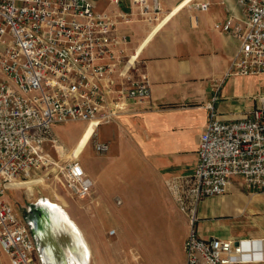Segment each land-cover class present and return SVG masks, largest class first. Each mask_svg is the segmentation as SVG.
<instances>
[{"label":"built area","instance_id":"1","mask_svg":"<svg viewBox=\"0 0 264 264\" xmlns=\"http://www.w3.org/2000/svg\"><path fill=\"white\" fill-rule=\"evenodd\" d=\"M123 0H111L119 4ZM244 16L228 17L214 28L234 35L239 46L226 75L264 74V0H236ZM208 2L194 7L207 10ZM160 11L153 0H132L128 13L97 11L89 0H0V257L10 264H41L31 230L7 198L10 189L53 163L55 178L68 195L92 194V182L79 160L54 162L52 128L63 122L111 123L132 105L150 103V82L129 80V34L119 31L132 16L151 21ZM127 79V81H125ZM207 103L209 117L198 139L191 176L169 178L190 229L184 241L185 264L264 262V240L203 238L196 229V209L206 197L224 194L233 177L250 190L264 191V94L249 116L223 121ZM98 154L107 142L94 140ZM114 229L110 234H114ZM255 252L260 256L255 258Z\"/></svg>","mask_w":264,"mask_h":264},{"label":"crops","instance_id":"2","mask_svg":"<svg viewBox=\"0 0 264 264\" xmlns=\"http://www.w3.org/2000/svg\"><path fill=\"white\" fill-rule=\"evenodd\" d=\"M89 1L97 11L128 13L132 0L119 4ZM182 1L156 0L160 11L154 20L132 16L130 22L118 26L119 31L129 34L128 55L136 56L126 66L128 78L149 79L153 108L132 105L111 123L94 126L78 158L82 165L81 158L89 145L91 154L101 155L93 148L94 140L109 144L108 152L103 154L104 167L100 161L82 166L92 182V194L105 201L106 212L116 213L118 231L124 230L121 224L127 223V212L161 214L158 218L162 229L152 241L154 246L159 245L158 264H185L189 216L181 210L166 180L194 173L199 135L209 117L207 103L216 96L213 106L218 118L236 120L249 116L264 94V74L226 75L239 41L234 35L216 30L214 24L232 17L244 26L236 0H191L160 24ZM200 1L209 3L207 10L194 7ZM71 123L81 124L82 129L76 131L70 143H64L67 150L89 123L68 121L52 128L58 136ZM54 151L59 153L57 147ZM196 216L195 226L203 238L264 240V191L250 190L242 178L233 177L224 194L206 197L198 204Z\"/></svg>","mask_w":264,"mask_h":264},{"label":"rangeland","instance_id":"3","mask_svg":"<svg viewBox=\"0 0 264 264\" xmlns=\"http://www.w3.org/2000/svg\"><path fill=\"white\" fill-rule=\"evenodd\" d=\"M84 128V127H83ZM82 129L81 124H67L63 132L59 133L58 152L49 147L54 162L58 165L71 160L66 155H61V148L68 149L71 138L76 131ZM55 134V133H54ZM57 144V145H58ZM90 145L81 158L82 166L87 163L101 162L105 166L106 159L103 154H91ZM87 159H84L86 158ZM78 160V159H77ZM55 165L51 163L48 168L42 169L31 177H41L42 182L32 185V190L19 185L8 192L7 196L17 207L21 216H24L29 203L35 202L40 197H48L52 201L62 202L66 210L76 220L84 232L90 246L91 258L89 264H158L159 245L154 246L153 239L160 234L162 223L157 212H127L129 219L122 223L124 230H116L120 220L116 213L106 212L105 201L94 194L82 199L72 198L65 190L63 178H55ZM34 190V191H33ZM28 191V192H27ZM30 192V193H29ZM66 202V203H65ZM163 216H166L163 213ZM164 222V220H162ZM115 229L116 233L110 234ZM157 243V242H156ZM0 264H10L6 256L0 257Z\"/></svg>","mask_w":264,"mask_h":264},{"label":"bare ground","instance_id":"4","mask_svg":"<svg viewBox=\"0 0 264 264\" xmlns=\"http://www.w3.org/2000/svg\"><path fill=\"white\" fill-rule=\"evenodd\" d=\"M189 1L191 0H183L182 2H179L177 6L172 8V10L164 16L160 24H163L165 21L169 20V18L172 15H174L176 12H178L184 6H186ZM93 132H94V123L86 125L83 128L77 141L69 148V150L65 151L64 150L65 148H61L62 155H66V157L70 159H78L79 154L81 153L85 144H87V142L91 138ZM56 147L60 148L59 144ZM42 181L43 179L41 177L34 176V177H30L29 179L22 180L21 182H19V184L22 187L27 188L28 190L31 191L32 190L31 187L33 184ZM40 198L46 200L48 204H52V206H55L53 212L56 213L55 218H56V222L59 225V227L56 228V230L60 231V234L59 233L56 234L57 237L55 239L57 241L58 246L61 247L63 253H65V256L68 259L67 260L68 263L89 264L91 258V251L89 248L90 246L88 245V242L85 238L84 232L81 230V227L78 226L74 218L66 210L64 203L60 201L59 202L52 201L48 197H40ZM65 243H67V245ZM245 244H250V245L254 244L255 247L258 246L256 240H254V242L246 241ZM51 253L49 255L51 257L53 264H60L58 260L56 263V260L54 259L53 254L51 255ZM259 256H260V252H255V258H258ZM84 260L86 262L83 263Z\"/></svg>","mask_w":264,"mask_h":264},{"label":"water","instance_id":"5","mask_svg":"<svg viewBox=\"0 0 264 264\" xmlns=\"http://www.w3.org/2000/svg\"><path fill=\"white\" fill-rule=\"evenodd\" d=\"M54 208L55 206L48 204L46 200L38 198L27 206L24 220L35 240L37 255L41 264H53L49 255L51 252L56 263L58 260L60 264H69L65 253H63L55 239L56 234H60V231L56 230L59 225L56 222V213L53 212ZM65 244L67 245V243ZM86 261L84 260L83 263Z\"/></svg>","mask_w":264,"mask_h":264}]
</instances>
